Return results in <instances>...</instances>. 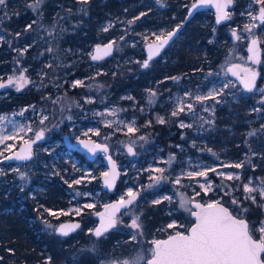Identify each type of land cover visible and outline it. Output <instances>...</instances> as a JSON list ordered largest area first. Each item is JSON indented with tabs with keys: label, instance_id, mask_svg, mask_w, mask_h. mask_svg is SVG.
Masks as SVG:
<instances>
[{
	"label": "rangeland",
	"instance_id": "obj_1",
	"mask_svg": "<svg viewBox=\"0 0 264 264\" xmlns=\"http://www.w3.org/2000/svg\"><path fill=\"white\" fill-rule=\"evenodd\" d=\"M144 2L148 5H155L154 8L164 4V0H161V3H157V0H145ZM234 5L235 7L231 10L228 19L236 17V15L239 17L238 20L241 25H237V34L240 39L246 42L241 49L232 45L229 56L216 69L205 68L185 76L165 74L161 78H157L153 87L138 88L139 91L136 94L131 92L129 88L123 92L119 88L111 89L108 79H99L100 73H107L114 67H118L122 61L138 63V67L141 68L147 59L144 51L145 45L149 42H156L158 35L161 33L166 35L171 28L182 20L172 21L170 24L164 22L155 23L143 30H136V27L133 26L134 23L129 24V21H132L134 17L140 16L141 13L133 17H127V14L120 17L118 22L125 23L118 26L117 36L100 41L112 40L115 42L116 47L113 56L98 63L91 59L93 48L87 52L92 62L87 68L94 73V78L92 82L90 81L91 86H89L87 93L83 95L82 99L79 97L75 98L74 95L66 97L65 93H61L59 87L63 85L65 80L59 81L58 79L62 78L63 74H57L54 77L55 81L53 80L54 86L52 84L54 94L52 99H50V108L43 107L32 101L25 105L18 104L12 111L0 112V117H4L3 120H0V134L10 136L18 134V138L7 140L4 144H0V152L4 153V155L0 156V170L3 172L0 177V190L4 188L9 192L10 186H18L25 189L32 184L34 172L35 175L37 171L40 174L43 172L45 176L42 175V183L35 184L31 196L35 197L38 191L43 192V187L47 186V191L50 190L51 196L60 193L62 194L60 198L66 202L65 206L58 209L45 207L56 212L57 216L48 215V217L44 218L52 225V228H48L44 224V230L55 229L62 220L72 219V217L80 214H83L85 221L90 222L92 221L90 217L93 216L95 219L96 211L102 209L107 202L127 196L129 189L132 191L138 190L140 193L139 198L130 208L118 216L117 226L112 230L114 233L129 234L128 238L124 236L119 238L118 246L123 247L125 245L126 247L124 246L125 248L118 253L122 254L119 255L121 257L120 260L129 258L130 262L136 259L132 249L139 245L144 247L143 239L147 230L142 222V213L148 204H155L153 201H165V205L168 208L167 213L172 216L167 223L156 227L158 231H164L165 236L176 231L187 232L193 223L189 219L190 216L194 220L190 212L180 206L182 197L191 201L199 199L205 202H214L224 201V195H228L230 198L227 199L231 203L235 199L237 204H240L239 196L242 195L245 198L248 194L245 193L244 187L241 190V187L237 184L234 186L232 181L243 180L247 171L257 168L262 173L247 175L248 177L244 181L243 186L251 181L250 186L259 188L261 181H264V92L260 91V89H264V55L263 60L258 63H253V61L248 59V42L252 37L258 36L264 49V24L259 19L252 20L249 15L251 13L252 16H258L261 5L256 3V0H235ZM211 14L214 17L211 9L203 10L197 17L196 22L209 26ZM114 21L112 19L106 20L103 30L113 25ZM246 25H254V27L247 30L245 28ZM183 36L184 34L181 33L165 54L153 59L149 63L148 68L142 67L146 71V75L157 77L160 67L171 63V57L174 55L173 53ZM71 50V48L63 47V53L46 57L44 60H42L41 56L34 55L32 57L35 61L42 60L41 69L34 70V74L38 75V80L43 81V87L49 83L45 78L47 67L72 65L73 60L80 57L78 53L81 50H78L77 54ZM142 52L143 55H140ZM68 58L71 60L68 61ZM54 61L58 62L55 63ZM232 63H237L240 69L248 68L251 71L261 73L263 81L253 90L254 95L249 94V91H246L230 75L228 68ZM27 67H30L29 64H27L25 70ZM59 71L61 70L59 69ZM69 74L70 72L66 73V76ZM25 75L27 78L26 73ZM9 77L15 79L17 76L14 72L1 73L0 83L7 82ZM172 77H177L178 79L173 80L171 79ZM87 79L90 78H73L71 83L73 85L74 81L82 80L85 84ZM36 80V78H33L30 82L34 83ZM226 83H229V87L224 88L223 85ZM12 89L18 91L15 84L0 90V100L7 97ZM214 91H222L223 95H217L214 100L207 99L203 103L196 102L194 99L196 95L206 96L209 92ZM50 92H45L44 99H47ZM151 93H155V95L152 96ZM186 93L191 95H186ZM229 97L236 101L243 97L247 101L249 109L246 111L252 114L251 123L255 124L244 136L243 149L240 147L242 141L234 145H225L222 143L224 141L219 138L224 126H218V119L222 120L228 117V111L224 114L223 107L225 102H228ZM251 97H255L256 100L252 101ZM9 99L7 98V100ZM181 101H184L185 104L192 103L193 110L189 111L185 107V110L180 112L179 115L172 116V112L177 109ZM159 105L162 107L161 110L158 108L153 110V107ZM112 111L115 114L109 115L108 113ZM152 115L156 117V120L160 117L164 118L165 122L167 121L166 116H169L170 126H175L176 129L174 130L178 129L182 141L169 142L165 145L150 144L149 142L153 138L149 137L148 131H143L139 120L143 116ZM44 116H47L48 119L41 124L40 121ZM146 121L148 122L149 120L146 118ZM146 121L145 125L147 124ZM106 122H111L112 126L107 127ZM181 122L191 125V127H181ZM126 125H132L136 130L129 133ZM23 127H25V130L21 132L20 129ZM29 127L32 131L27 130ZM40 130L44 131L45 136L42 140L35 143L33 156L29 160L26 162L3 161V158L15 148H18L22 142L35 139V133ZM96 131H99V135L94 134ZM85 133L88 135L85 136ZM250 133L255 134L249 135ZM66 135H69L75 141L79 138H93L110 145V151L117 159L122 170V181L124 184L120 190L115 191L117 193L114 198L110 196V192L107 189H104L102 183V176L108 170L107 164L103 159V153L97 159L92 160V165H89L83 160V158L89 160L84 152L74 151V149L68 147L65 141ZM5 144L13 145V148L5 151ZM128 146L133 148V153L130 154L127 151ZM44 153L49 154L51 157L49 161L43 159L42 154ZM170 157L174 158L171 159V163H168ZM37 159H39L38 162ZM237 163L242 164V167L227 166ZM37 165L38 168H36ZM155 168L165 169L163 175L166 179L161 180L159 183L150 180V176L160 175L152 171ZM211 168H215L216 172L208 171L207 177L189 179L183 176L189 171ZM15 169H18L19 172L15 171ZM19 173L25 174L27 179L21 180ZM218 173L225 175H219ZM227 174H232L233 179L228 180L226 178ZM237 175L239 179L235 178ZM178 176L183 177L179 185L174 183ZM75 179H81L82 182L78 185L72 184V187H69V184ZM206 180L210 182L211 190L205 193L201 189L200 184L205 183ZM218 180L223 183L221 187L218 186L220 185ZM5 183H8L9 186L5 187ZM226 185L230 187L227 188ZM241 191L242 193H239ZM252 195L256 196L257 203L262 200L261 205L264 210V198L259 195L258 191L252 193ZM164 197H170L171 199H164ZM85 204H92L93 207L84 208ZM231 206L234 208V204ZM154 207L160 211L158 204H155ZM188 207L193 209L192 203ZM77 208L81 209L79 214L74 211ZM235 212L237 213L238 211ZM136 217H139V223L142 225L139 231L130 227L132 219ZM262 222H264V217L254 228L253 234L258 238L261 235L258 229ZM173 223L176 227L169 228L168 225ZM94 224L95 220L89 223L87 227L83 226L81 228L82 233H92ZM134 234L136 235L135 240L132 239ZM108 236V233L104 234L95 243L98 246L106 247L107 242L105 239ZM160 237L155 234L151 241ZM116 248L117 244L107 251L111 254ZM152 248L153 244L148 246V249L141 248L144 255H140L143 257L140 264H146L148 258H145V254L148 253L151 256ZM107 258L106 256L102 258L103 262H108ZM120 260L116 259L114 264H122L123 261L121 260L120 262Z\"/></svg>",
	"mask_w": 264,
	"mask_h": 264
},
{
	"label": "trees",
	"instance_id": "obj_2",
	"mask_svg": "<svg viewBox=\"0 0 264 264\" xmlns=\"http://www.w3.org/2000/svg\"><path fill=\"white\" fill-rule=\"evenodd\" d=\"M144 1L88 0L87 3H82L81 0H41L37 4V0H5V4L0 5V74L14 72L19 77L26 76V73L29 82L20 91L12 89L9 91V95L4 98L5 100H0V112L11 111L18 104L25 105L32 101L50 108V99L54 94L52 91L54 77L57 74H63L62 78L58 79L59 81L65 80L59 87L60 92L65 93L66 97L74 95L75 98L82 99L91 86L90 81L92 82L94 78V73L87 68L92 63L87 52L93 48L94 43L117 36L118 26L125 23L118 22L120 17L126 14L127 17H133L138 13H146L133 24L136 30H143L155 23L170 24L172 21L183 20L189 5L194 0H164V4L157 8ZM29 5H34V7ZM202 11L185 26L182 32L184 36L171 57V63L161 66L157 77L146 75V71L142 67L139 68L138 63L122 61L118 67H114L107 73H100L99 79H108L113 90L119 88L123 92L129 88L136 94L139 91L138 88L153 87L157 78H161L165 74L185 76L205 68H218L222 61L229 56L232 45L241 49L242 45L246 44L245 40L236 39L232 35L233 31L237 33V25H241V22L236 15L219 25L211 14V23L209 26H205L201 22H196ZM108 19L115 21L107 28V31H104V22ZM28 25H31L30 29ZM63 47L71 48L75 54L81 50L78 53L80 57L73 60L72 65L47 67L45 78L49 83L43 87V81L38 80L39 77L34 74V70L41 69L42 60L46 57L63 53ZM25 49L27 50L25 51ZM141 54L143 55V52ZM34 55L41 56L42 60H33ZM27 64L30 67L25 70ZM69 72L70 74L66 76V73ZM49 77L52 78L49 79ZM80 77H89L90 79H87L83 86L73 87L71 80ZM33 78L37 79L34 83L30 82ZM262 81L263 76L260 77L258 85ZM47 91L50 92V95L44 99V94ZM249 94L254 95V92L251 91ZM7 98L10 99L7 100ZM251 98L252 101L256 100L255 97ZM246 102L243 97L237 101L229 97L228 102H225L223 112L225 114L228 111V117L222 120L218 119V126H224L222 127L223 132L219 136L224 141L223 144L234 145L242 141L240 147L243 149L244 136L255 126L254 123H251L252 114L246 111L249 109ZM153 108V110L162 109L160 105ZM166 117L168 122L163 124L159 123L153 115L140 118L139 122L143 131H148L149 137L153 138L149 142L150 144L165 145L169 142L182 141L178 129L174 130L176 127H171L170 118ZM146 118L149 120L148 122ZM83 160L85 159L83 158ZM87 163L92 165V161H87ZM251 173L258 175L262 172L258 168L251 169L247 171L243 180L232 181L233 185L237 184L243 190L244 181ZM218 182L220 184L218 186L221 187L222 181L218 180ZM36 183H41V174L38 171L36 175L34 172V180L27 188L21 190L18 186H10L9 192L4 188L0 190V264H46L49 257H51V264H114L116 259L120 260L119 255L122 254L118 252H121L126 246H118L119 238L121 236L128 238V233L109 232V236L105 239L106 248L95 243L100 238L95 237L92 233H82V230L66 237L57 235L53 229L44 230L43 221L47 213L42 212L43 208L51 206L58 209L65 206L66 202L60 198L62 197L60 193L49 195L48 198L43 195V192L38 191V196L32 197L31 190ZM123 186L121 178L117 190ZM116 193H110V196L114 198ZM227 198L230 197L224 195L222 202L232 208L233 203ZM238 199L241 203L234 204L232 210L238 211L235 212L238 216L246 217L250 221V230L254 233L255 226L264 217L262 200H259L260 203H254L242 195ZM22 205L23 207H21ZM154 206L155 204H148L142 213V222L147 233L143 239L144 247L139 245L132 249L135 253L134 258L144 255L141 248L148 249V246L152 245L151 239L155 234L161 237L165 236L164 231H158L156 227L167 223L172 216L167 213L168 208L165 201L158 204L160 211ZM243 209L247 211H243ZM41 213H43L42 216ZM91 219L95 220L93 216L90 217ZM189 219L193 221L190 216ZM92 221H85V227ZM115 244H117V248L109 254L107 250H111ZM105 256L108 257L106 259L108 262H103L102 258ZM149 257L150 255L146 253L145 258ZM122 261L130 262V259Z\"/></svg>",
	"mask_w": 264,
	"mask_h": 264
},
{
	"label": "snow or ice",
	"instance_id": "obj_3",
	"mask_svg": "<svg viewBox=\"0 0 264 264\" xmlns=\"http://www.w3.org/2000/svg\"><path fill=\"white\" fill-rule=\"evenodd\" d=\"M41 0H37V4H39ZM82 3H87L88 0H81ZM214 2V6L216 8V21L219 24L222 20L229 18V13L225 10L231 3L232 0H198V3H193L191 8L189 9V16L192 15L193 10H196L199 6L204 4ZM157 3H161V0H157ZM256 3L260 4L261 7L259 9V16H251L252 20L259 19L262 24H264V0H256ZM5 0H0V5H4ZM30 7H34V5H29ZM146 13H141L140 16H144ZM140 16L134 17L132 21H129V24L135 23L136 20L140 19ZM35 23V22H33ZM254 25H246L245 28L250 30ZM28 28H31V25H28ZM174 29L173 31L168 32L166 35L161 33L157 36V39L160 40V44L157 46V52H152V47L150 46V54L148 60H145L142 64L143 68H148L149 60H151L152 55L158 54V49L162 48L165 44L169 42L175 35L178 30ZM27 30V29H26ZM108 29L105 28L104 31ZM232 35L236 39H240V36L237 35L235 31H233ZM115 42L109 43L103 49L104 54H109L112 50V46ZM257 44L258 40L253 39L251 41V46L248 51L251 55L248 57L249 60L253 61V63H258L259 60L257 58ZM27 49H25L26 51ZM51 51V49H49ZM101 48L98 46L96 49L97 54L92 55L93 60H99L102 57L99 55L101 52ZM240 68L239 65H233L228 68V72H231L232 75L239 76V72L235 71V69ZM240 71L244 72L245 75L241 78V83L244 88L251 92L255 87L256 73L251 71L248 68H241ZM171 79H178L177 77H172ZM29 81L23 75L16 77H9L7 84L12 85L15 84L17 90L19 91L25 84ZM230 83V82H229ZM229 83L223 85L224 88L229 87ZM84 82L82 80L74 81L73 87L83 86ZM5 87L4 83H0V88ZM261 92H264V89H260ZM152 96L155 93H151ZM186 95H191L190 93H186ZM217 95H223L222 91L219 92H209L206 96L196 95L194 97L196 102L203 103V101L207 99H215ZM91 102V101H88ZM219 102V101H217ZM185 107L189 110H193V104L181 101L177 106V109L172 112V116L179 115L180 112L185 110ZM207 110V109H206ZM22 114V113H21ZM109 115H114L115 112H109ZM4 117H0V120H3ZM48 117H42L40 123L43 124ZM158 122L163 124L165 123L164 118H158ZM107 127H111V122H106ZM181 127H191V125H186L183 122L180 124ZM127 131L129 133L134 132L136 129L132 125H126ZM28 131H32L29 127ZM20 131H24L23 128ZM95 135H99V131L94 133ZM255 133H250L249 135H254ZM85 136L88 134L85 133ZM44 131L40 130L35 133V140H25V147L21 148L20 152H17L15 156H5V159H16V160H28L32 157V145L43 139ZM17 135H3L0 134V144H4L5 141L16 139ZM143 139V137H141ZM79 143L83 146L84 149H87L91 153H96L97 151H103L104 153L108 152L107 145H101L91 140V138L80 140ZM13 148V145L5 144V151H9ZM127 151L131 154L133 153V148L128 146ZM4 155L3 152H0V156ZM174 157H170L168 163H171V159ZM109 163L111 164V175L109 172H105L103 175L105 177V184L111 188L114 182L115 177L119 174L116 170V164L112 161L111 157H108ZM228 167H242V164L237 163L235 165H227ZM15 171L19 172L18 169ZM152 171L159 173L158 176H150L149 179L154 181L155 183H159L161 180L166 179L163 175L165 169L163 168H155ZM208 171L216 172L215 168L200 170V171H189L183 176H186L189 179H194L195 177H207ZM219 175H225L223 173H218ZM0 175H3V172L0 171ZM21 180H26L27 177L23 173H19ZM183 177L178 176L174 183L179 185L181 179ZM226 178L228 180L233 179L232 174H227ZM239 179L237 175L235 177ZM67 182V181H66ZM82 182L81 179H75L69 187H72V184H80ZM251 181L248 184H245L244 191L246 194V199H251L254 203L256 202V196L252 195L254 192H259V195L264 198V181H261V186L259 188H255L250 186ZM152 186V185H150ZM201 189L206 193L211 190V184L207 180L205 183L200 184ZM23 190V188H21ZM128 199L121 198L118 203L106 206V213H100L101 223L100 226L93 230V234L99 238L109 229L115 228L117 226V218L116 213L120 210V208L127 207L131 205L138 193H134L131 189L127 192ZM199 195V193H197ZM164 199L170 200V197H164ZM160 200H155L153 203L159 204ZM191 200H186L183 197L180 200V206L185 210L189 211L192 216L195 217V222L191 226L190 230H188L187 234L176 231L174 234L169 235V237L165 240H153V248L151 249V258L147 260L146 264H264V260L261 259V254L264 253V222L261 223L258 231L260 232L259 240L253 238L251 234V230L248 222L243 217H238L233 215L227 207H224L219 201L210 202L208 204L195 203V211L188 207L191 204ZM233 204H236L237 201L233 199ZM43 207V206H41ZM84 208H92V204H85ZM76 214H79L81 209L77 208L74 210ZM243 211H247L243 209ZM43 212L48 213L50 216H57L56 212H53L51 209L44 208ZM67 214V213H62ZM43 213H41V216ZM43 223L46 227L52 228V225L44 220ZM80 227L79 224H61L58 228L53 229L61 236H68L70 232L78 229ZM131 228L141 230L142 225L139 223V217L133 218L131 221ZM169 228H175L176 225L169 224ZM132 239H136V235H132ZM94 251V249H93ZM143 259L142 256H138L133 261H123L122 264H140V261ZM46 264H51V257L48 258Z\"/></svg>",
	"mask_w": 264,
	"mask_h": 264
},
{
	"label": "water",
	"instance_id": "obj_4",
	"mask_svg": "<svg viewBox=\"0 0 264 264\" xmlns=\"http://www.w3.org/2000/svg\"><path fill=\"white\" fill-rule=\"evenodd\" d=\"M193 3H198V0H195ZM193 3H191L190 5H189V7H188V9H187V12H186V15H185V17H184V19L179 23V24H177V25H175L171 30H169L168 32H170V31H173L174 29H177V26H179V28H178V30H177V32H176V35L171 39V40H169V42L167 43V44H165L162 48H159L158 49V54H154V55H152V58H151V60H149V63L153 60V59H156V58H158L159 56H161L162 54H164V52L179 38V36L181 35V33H182V31L184 30V28H185V26L201 11V10H204V9H211L212 11H213V14H214V19H215V22L217 23V21H216V16H217V13H216V8H215V6H214V2H210V3H207V4H204V5H202V6H199L196 10H193V13H192V15L191 16H189V9L191 8V5L193 4ZM234 3H235V0H232V3L225 9L229 14H230V12H231V10L233 9V7H234ZM258 16H259V13H258ZM227 19H225V20H222L220 23H219V25L220 24H223L225 21H226ZM218 24V23H217ZM253 39H257L258 40V44H257V58H258V60H259V62L260 61H262L263 60V55H264V49H263V45H262V42H261V40H260V38L258 37V36H256V37H252L250 40H249V42H248V49H249V47L251 46V41L253 40ZM112 42H114V41H112V40H109V41H106V42H98V43H96L95 45H94V47H93V49H92V54H91V57H92V55H96L97 54V52H96V49H97V47L99 46L100 48H101V52L99 53V55L102 57L101 59H99V60H93L92 58V60L93 61H95V62H101V61H103V60H106V59H109V58H111L112 56H113V54H114V52H115V47H116V44L114 43L113 44V46H112V50H111V52L109 53V54H104V51H103V49H104V47L106 46V45H108L109 43H112ZM160 40H158L157 39V41L156 42H149V43H147L146 45H145V47H144V51H145V53H146V55H147V59L146 60H148V58H149V54H150V46L152 47V52H154V53H156L157 52V46L160 44ZM251 55V53H249V56ZM233 65H237V63H232V64H230L229 65V68L230 67H232ZM235 71H237V72H239V76H235V75H232V73L231 72H229L230 73V75L233 77V79H235V80H237L239 83H240V85L244 88V86H243V84L240 82L241 81V78H243L244 77V75H245V73L244 72H242V71H240V68H237V69H235ZM253 72H255L256 73V80H255V87L253 88V90H255L256 89V87L258 86V82H259V79H260V77H261V73H259L258 71H253ZM5 84V87H3V88H0V90H3L4 88H6V86L8 85L7 84V82H5L4 83ZM245 89V88H244ZM246 90V89H245ZM252 90V91H253ZM247 91V90H246ZM85 139H88V138H79L78 140H76V141H74V140H72L70 137H69V135H66V137H65V141H66V143H67V145L69 146V147H71V148H73V149H75V150H79V151H83L86 155H87V157L90 159V160H95V159H97L98 158V156L100 155V154H102L103 153V159H104V161H105V163L107 164V167H108V170L106 171V172H109L110 173V175H111V164L109 163V160H108V157L110 156L111 157V159H112V161H114L115 162V164H116V170H117V172L119 173L116 177H115V179H114V182H113V185H112V187L111 188H109L106 184H105V177H104V175L102 176V183H103V187H104V189H107L110 193H113V192H115V190H116V188H117V185H118V183H119V180L121 179V177H122V170H121V168H120V166H119V163H118V161H117V159H115V157L113 156V154L111 153V151H110V145L108 144V143H106V142H102V141H99V140H95V139H93V138H91V140L92 141H94V142H96V143H99V144H101V145H107V147H108V152L107 153H104L103 151H97L96 153H91V152H89L87 149H84L83 148V146L79 143V141L80 140H85ZM23 147H25V144H24V142L20 145V147L19 148H17V149H15L9 156H15V154L17 153V152H20V150H21V148H23ZM32 148H33V145H32ZM12 160H14V161H21V160H16V159H10V160H8V159H5V161H12ZM23 161H25V160H23ZM1 176V175H0ZM134 193H138V195H137V197H136V199H135V201L139 198V195H140V193H139V191L138 190H134L133 191ZM123 198H125V199H128V197L127 196H125V197H123ZM121 198H115V199H112L111 201H109V202H107L105 205H104V207L102 208V209H100V210H98L97 212H96V214H95V217H96V219H97V222H96V224H95V227L93 228V230L94 229H96L97 227H99L100 226V223H101V216L99 215L100 213H106V206H109V205H113V204H116V203H118V201L120 200ZM134 201V202H135ZM134 202L131 204V205H128L127 207H123V208H120V210L116 213V218H118V216L122 213V212H124L125 210H127L128 208H130L133 204H134ZM224 207H227L228 209H229V211L233 214V215H235V216H238L236 213H234V211L231 209V207L230 206H228V205H226L224 202H222V201H219ZM195 203H201V204H208V203H210V202H205V201H203V200H199V199H194V200H192V206H193V211H195L196 209H195V207H194V205H195ZM192 216V215H191ZM238 217H242V216H238ZM192 218L194 219L193 220V223L190 225V227L188 228V230H190V228H191V226L194 224V222H195V217L194 216H192ZM247 222H248V224H249V227H250V221L246 218V217H243ZM61 224H79L80 225V227L78 228V229H75L74 231H72V232H70L69 233V235H71V234H73L74 232H76L77 230H79L80 228H81V226H82V222H81V220L80 219H66V220H62L58 225H57V227L56 228H58ZM114 228H112V229H109V230H113ZM108 230V231H109ZM107 231V232H108ZM107 232H105L104 234H106ZM188 232V231H187ZM187 232H183V233H185V234H187ZM57 235H59L57 232H55ZM92 233H93V231H92ZM175 233V232H174ZM174 233H172V234H174ZM103 234V235H104ZM251 234H252V232H251ZM94 235V234H93ZM102 235V236H103ZM171 235V234H170ZM253 235V234H252ZM59 236H61V235H59ZM95 236V235H94ZM61 237H66V236H61ZM96 237V236H95ZM169 237V235H167V236H165V237H160V238H158L157 240H165V239H167ZM253 238L254 239H256V240H259V238L258 237H256V236H254L253 235ZM151 258V256L148 258V259H150ZM147 259V260H148ZM261 259L262 260H264V253H262L261 254Z\"/></svg>",
	"mask_w": 264,
	"mask_h": 264
},
{
	"label": "flooded vegetation",
	"instance_id": "obj_5",
	"mask_svg": "<svg viewBox=\"0 0 264 264\" xmlns=\"http://www.w3.org/2000/svg\"><path fill=\"white\" fill-rule=\"evenodd\" d=\"M171 29H172V28H171ZM171 29H170V30H171ZM167 33H168V32H167ZM167 33H166V34H167ZM170 47H171V46H170ZM170 47H169V48H170ZM169 48H168V49H169ZM168 49H167V50H168ZM167 50H166V51H167ZM166 51H165V52H166ZM165 52H164V54H165ZM8 86H9V84L6 86V88H7ZM4 89H5V88H4ZM4 89H3V90H4ZM44 136H45V134H44ZM43 138H44V137H43ZM33 140H35V139H33ZM41 140H42V139H41ZM39 141H40V140H39ZM74 141H75V140H74ZM36 142H37V141H36ZM102 142H103V141H102ZM22 143H23V142H22ZM22 143H21V144H22ZM21 144H20V145H21ZM66 144H67V143H66ZM20 145H19V147H20ZM34 146H35V143L33 144V148H34ZM19 147H18V148H19ZM68 147H69V146H68ZM33 148H32V156H33ZM70 148H71V147H70ZM15 149H17V148H15ZM15 149H14V150H15ZM72 149H73V148H72ZM14 150H13V151H14ZM13 151H12V152H13ZM74 151H79V150H75V149H74ZM12 152H11V153H12ZM81 152H83V151H81ZM11 153H9V154H11ZM9 154H8L7 156H9ZM100 155H101V154H100ZM100 155H99V156H100ZM42 156H43V159H44V160L47 159L48 161H49L50 158H51V157L49 156V154H46V153L42 154ZM99 156H98V157H99ZM84 159L86 160L85 162H87V161H92V160H90V159H89V160L86 159V158H84ZM28 160H29V159H28ZM3 161H4V162H12V161H14V160H12V161H5V158H3ZM26 161H27V160H25V161L21 160V161H16V162H26ZM38 161H39V159H37V162H38ZM36 168H38V165L36 166ZM0 171H1V170H0ZM48 173H50V171H48ZM42 175L45 176L43 172L41 173V180H42ZM0 177H1V176H0ZM121 178H122V177H121ZM120 180H121V179H120ZM46 182L48 183V181H46ZM41 183H42V182H41ZM49 183H51V182H49ZM36 184H37V183H36ZM38 184H39V183H38ZM4 186H5V187H8L9 184H8V183H5ZM34 186H35V184H34ZM33 188H34V187H33ZM32 190H33V189H32ZM32 190H31V192H32ZM116 190H117V188H116ZM116 190H115V191H116ZM46 192H47V193H46ZM113 193H114V192H113ZM43 195L48 196V198L50 197L49 195H51V194H50V190L47 191V186L43 187ZM37 196H38V193H37V195H36L35 197H37ZM21 207H23V205H22ZM21 207H20V208H21ZM36 207H37V206H36ZM47 207H49V208H53V207H51V206H47ZM96 212H97V211H96ZM95 214H96V213H95ZM94 216H95V215H94ZM46 217H48V213H47ZM74 218H75V219H80V220H81V222H82V226H81V228H82L83 226H85V220H84V216H83V214H80V215H77V216H75V217H72V219H74ZM64 220H66V219H64ZM96 222H97V219H96V217H95V224H96ZM95 224H94L93 228L95 227ZM81 228H80L79 230H81ZM77 231H78V230H77ZM77 231H76V232H77ZM92 231H93V229H92ZM111 231H112V230H109L107 233H109V232H111ZM76 232H74V233H76Z\"/></svg>",
	"mask_w": 264,
	"mask_h": 264
},
{
	"label": "bare ground",
	"instance_id": "obj_6",
	"mask_svg": "<svg viewBox=\"0 0 264 264\" xmlns=\"http://www.w3.org/2000/svg\"><path fill=\"white\" fill-rule=\"evenodd\" d=\"M23 129L25 130V127H23Z\"/></svg>",
	"mask_w": 264,
	"mask_h": 264
}]
</instances>
